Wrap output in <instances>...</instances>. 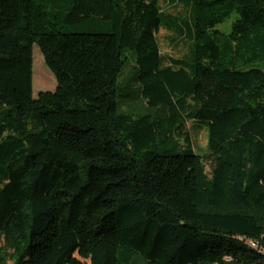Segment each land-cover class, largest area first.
<instances>
[{
    "label": "trees",
    "instance_id": "1",
    "mask_svg": "<svg viewBox=\"0 0 264 264\" xmlns=\"http://www.w3.org/2000/svg\"><path fill=\"white\" fill-rule=\"evenodd\" d=\"M162 2L0 0V264H264V0Z\"/></svg>",
    "mask_w": 264,
    "mask_h": 264
},
{
    "label": "rangeland",
    "instance_id": "2",
    "mask_svg": "<svg viewBox=\"0 0 264 264\" xmlns=\"http://www.w3.org/2000/svg\"><path fill=\"white\" fill-rule=\"evenodd\" d=\"M169 0H166V3L162 2L161 6L165 9L167 14H172L178 16L175 18L176 22H183L182 29L187 31V16L185 10L182 6L168 8ZM235 21V15L232 16L224 24L218 26V29L225 34L231 32V25ZM177 34L174 31H168L166 28H161L160 32L157 35L160 48L164 56L169 58H182L187 55V45L185 41L174 40ZM254 68H259L264 71V62L256 63ZM132 77V74L128 76L127 80L123 82L120 86L122 91L118 97L119 105L129 110H132L133 113H139L136 106L133 105V101L129 100L127 96L129 94V82ZM57 88L56 81L52 72L47 68L44 58L39 50V48L33 46V96L36 98L40 92H53ZM123 108V109H125ZM127 109V110H128ZM195 124L197 126H195ZM192 129V137L195 151L202 157L208 155V128L205 122L203 121H193L188 124ZM200 129H198L199 127ZM209 171V165H207Z\"/></svg>",
    "mask_w": 264,
    "mask_h": 264
},
{
    "label": "built area",
    "instance_id": "3",
    "mask_svg": "<svg viewBox=\"0 0 264 264\" xmlns=\"http://www.w3.org/2000/svg\"><path fill=\"white\" fill-rule=\"evenodd\" d=\"M251 246L252 247H257L258 244H256L255 242H251ZM260 251L264 254V249H260Z\"/></svg>",
    "mask_w": 264,
    "mask_h": 264
}]
</instances>
